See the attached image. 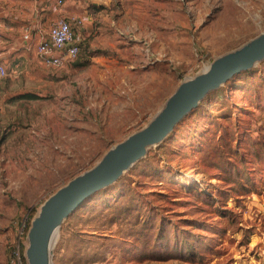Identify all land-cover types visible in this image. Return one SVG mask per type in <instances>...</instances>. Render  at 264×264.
Segmentation results:
<instances>
[{
    "label": "rangeland",
    "instance_id": "rangeland-1",
    "mask_svg": "<svg viewBox=\"0 0 264 264\" xmlns=\"http://www.w3.org/2000/svg\"><path fill=\"white\" fill-rule=\"evenodd\" d=\"M98 9L104 28L59 66L33 69L0 46V264H16L12 247L25 249L23 226L49 195L145 126L181 81L264 30V0ZM52 264H264V59L69 214Z\"/></svg>",
    "mask_w": 264,
    "mask_h": 264
},
{
    "label": "water",
    "instance_id": "water-1",
    "mask_svg": "<svg viewBox=\"0 0 264 264\" xmlns=\"http://www.w3.org/2000/svg\"><path fill=\"white\" fill-rule=\"evenodd\" d=\"M264 59V30L242 46L220 55L191 78L181 81L161 109L141 129L110 147L91 168L49 195L26 232V264H52V246L62 221L86 198L115 182L149 146L160 143L211 90Z\"/></svg>",
    "mask_w": 264,
    "mask_h": 264
},
{
    "label": "crops",
    "instance_id": "crops-1",
    "mask_svg": "<svg viewBox=\"0 0 264 264\" xmlns=\"http://www.w3.org/2000/svg\"><path fill=\"white\" fill-rule=\"evenodd\" d=\"M109 1L62 0V3H58L57 0H0V46L7 49L4 51L15 49L18 60L38 69L45 65L37 54L36 45L47 37L53 20H68L74 29L75 40L80 47L82 44L84 46L86 38L91 37L96 30H102L107 23L104 21L106 17L98 13V8L99 4ZM88 2L98 7L89 10L86 7ZM74 19H80L81 24H76ZM97 20L102 24H97ZM26 34L27 38L24 37ZM89 46H93L92 43Z\"/></svg>",
    "mask_w": 264,
    "mask_h": 264
},
{
    "label": "built area",
    "instance_id": "built-area-1",
    "mask_svg": "<svg viewBox=\"0 0 264 264\" xmlns=\"http://www.w3.org/2000/svg\"><path fill=\"white\" fill-rule=\"evenodd\" d=\"M62 3V0H57ZM76 24H81L80 19H74ZM25 38L28 37L26 34ZM80 46L75 40V32L70 22L65 18L53 20L48 29V35L45 39L39 41L36 45L37 54L41 57L46 66H59L64 57L72 60L77 57ZM4 67L0 64V74H4ZM16 264H21L18 252L13 255Z\"/></svg>",
    "mask_w": 264,
    "mask_h": 264
},
{
    "label": "trees",
    "instance_id": "trees-1",
    "mask_svg": "<svg viewBox=\"0 0 264 264\" xmlns=\"http://www.w3.org/2000/svg\"><path fill=\"white\" fill-rule=\"evenodd\" d=\"M28 227H29V220L23 226L22 233H20V239H22V236H23V238L26 236V232H27ZM23 249H24V244H23L22 240H20V241H18V244L16 246L12 247V253L14 255L16 252H18L21 264H26V260H25L24 254H23Z\"/></svg>",
    "mask_w": 264,
    "mask_h": 264
}]
</instances>
